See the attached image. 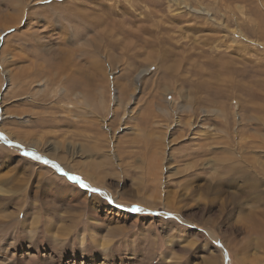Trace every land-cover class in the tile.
Masks as SVG:
<instances>
[{
	"label": "rangeland",
	"instance_id": "rangeland-1",
	"mask_svg": "<svg viewBox=\"0 0 264 264\" xmlns=\"http://www.w3.org/2000/svg\"><path fill=\"white\" fill-rule=\"evenodd\" d=\"M0 134V264H264V0H0Z\"/></svg>",
	"mask_w": 264,
	"mask_h": 264
},
{
	"label": "bare ground",
	"instance_id": "bare-ground-1",
	"mask_svg": "<svg viewBox=\"0 0 264 264\" xmlns=\"http://www.w3.org/2000/svg\"><path fill=\"white\" fill-rule=\"evenodd\" d=\"M60 61V60H59ZM59 63V62H58ZM24 141V140H23ZM35 144V143H34ZM1 148H2V146H1ZM223 158H224V156H222ZM227 157V156H226ZM54 158V157H53ZM229 158V157H228ZM60 160V159H59ZM218 160V159H217ZM218 162V161H217ZM225 162V161H224ZM63 164V163H62ZM201 164V163H200ZM66 166V165H65ZM224 169H225V173L226 172H233L232 174H234V172H236L235 174H238L237 176L238 177H241L242 179H246V178H251V180H252V182H257V184L258 185H260L261 183H260V181H258V179H254L252 176H245L244 175V173L243 172H241V167L238 169V167L236 166V165H234V164H228V163H226V164H224ZM153 173V172H152ZM42 174H43V172H42ZM56 176V175H55ZM87 177H89L88 175H86ZM94 176V175H93ZM57 177V176H56ZM234 177H236V176H234ZM51 178V177H50ZM89 178H91V177H89ZM44 180V179H43ZM48 180H50V179H48ZM93 180V179H92ZM187 180V179H186ZM91 181V180H90ZM98 181V180H97ZM211 181H212V179H211ZM27 182V181H26ZM215 182V181H214ZM136 183V182H135ZM93 184V183H92ZM234 184V182H229V184H227V185H233ZM144 185H146V184H144ZM208 185V184H207ZM56 186V185H55ZM209 186V185H208ZM256 187H255V189H258L257 188V185H255ZM138 187V186H137ZM146 188V187H145ZM144 188V189H145ZM153 190H155V189H153ZM67 191V190H66ZM260 191V190H259ZM81 192H82V190L80 189V188H77L76 189V192H74L73 194H74V196L75 197H81L80 196V194H81ZM246 194V193H245ZM105 195V194H104ZM103 195V197H105ZM107 197V196H106ZM102 198V197H101ZM78 199H80L82 202H86V201H88L87 200V198H86V195L84 196V197H81V198H78ZM224 202V201H223ZM223 202H222V205H223ZM254 202H257V204H258V202H263L264 203V191H262V192H258V194H256V196H255V199H254ZM259 203V204H260ZM235 205H236V203H235ZM221 208V207H220ZM176 210V209H175ZM90 211L93 213L94 211H95V208L94 207H91L90 208ZM19 213V212H18ZM255 213V212H254ZM121 214V213H120ZM256 214V213H255ZM79 215L80 214H77V215H71V219H69L70 221H71V223H77V221H78V219L79 218H77V217H79ZM59 216V215H58ZM260 216V215H259ZM121 216H118L117 218H120ZM253 217H256V215H254ZM257 218V217H256ZM161 220H164V219H160V221ZM166 221V220H165ZM164 221V222H165ZM182 221V220H181ZM259 221V220H258ZM262 220H260V222H261ZM166 222H170V220L169 221H166ZM253 225H255V224H253ZM252 225V226H253ZM254 227V226H253ZM148 228V227H147ZM172 229V228H171ZM119 231V230H118ZM146 235L147 234H145L143 237L142 236H140L141 237V240H142V242H145V244H146V246L147 247H149L150 249H149V252H148V255L147 254H145L146 256L143 258V257H141V258H139L137 261H138V263L137 264H141V263H144V262H149L150 260H151V255H150V252L152 251L151 250V248L153 249V240L151 239V237H146ZM82 237V236H81ZM56 240V239H55ZM54 240V241H55ZM47 241H49L50 242V237H48V239H47ZM46 241V242H47ZM84 241V238H81L80 239V243H82ZM260 241V240H259ZM61 242V241H60ZM54 243V242H53ZM100 243V242H99ZM49 245V244H48ZM54 246V245H53ZM86 247H81V252L83 253V252H86L87 253V251H86V249H85ZM140 248V247H139ZM143 248V247H142ZM144 248H146V247H144ZM57 245H56V247H53V250L52 251H54L55 253H58L57 252ZM141 249V248H140ZM170 249V248H169ZM102 254H103V256L106 258V261H107V257H108V254H107V252H102ZM171 254H172V252H171ZM172 258L174 257V258H177L175 255H173V256H171ZM105 260V259H104Z\"/></svg>",
	"mask_w": 264,
	"mask_h": 264
},
{
	"label": "snow or ice",
	"instance_id": "snow-or-ice-1",
	"mask_svg": "<svg viewBox=\"0 0 264 264\" xmlns=\"http://www.w3.org/2000/svg\"><path fill=\"white\" fill-rule=\"evenodd\" d=\"M10 31H11V30H10ZM0 138H2V134H0ZM24 155H25V156H32L34 159H37V160L42 159L41 157L36 156L34 153L25 152ZM44 162H45V163H50L49 161H44ZM52 166H53L54 168H57V170H60L58 165H55V164L53 163ZM70 179L73 180L74 182L79 183V185H80L81 187H83V188H88V185L85 184V183L83 182V180H81L79 177L72 176V177H70ZM91 191L96 192L97 190H96V189H91ZM131 210H132V211H137V212L141 211V209H140L139 207H134V208L131 209Z\"/></svg>",
	"mask_w": 264,
	"mask_h": 264
}]
</instances>
